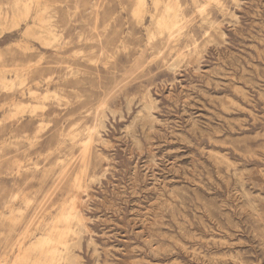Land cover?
Listing matches in <instances>:
<instances>
[{
  "label": "rangeland",
  "instance_id": "374dc122",
  "mask_svg": "<svg viewBox=\"0 0 264 264\" xmlns=\"http://www.w3.org/2000/svg\"><path fill=\"white\" fill-rule=\"evenodd\" d=\"M18 1L0 0V264L60 231L77 264H264V0ZM78 187L83 228L61 218Z\"/></svg>",
  "mask_w": 264,
  "mask_h": 264
},
{
  "label": "bare ground",
  "instance_id": "6f19581e",
  "mask_svg": "<svg viewBox=\"0 0 264 264\" xmlns=\"http://www.w3.org/2000/svg\"><path fill=\"white\" fill-rule=\"evenodd\" d=\"M18 4L19 1L17 0L15 5ZM144 8H145L144 0H139L136 7V13L138 15H141L143 12H145ZM180 11L181 10L178 3H176L175 5L165 4L163 6V14L157 21H155V25L158 33L167 32L168 34H172L173 31L178 29L180 25L179 22L181 21ZM37 33H39L40 36L44 39H48L51 36V32L47 29L40 28ZM83 189L84 188L82 187H78L76 193L72 196L70 200L69 207L66 209V211H64L61 214V218L64 221L66 222L75 221L82 228L84 227V224L82 223L84 216L82 210L80 209L79 202L82 199V194L84 192ZM65 229H69V226H67ZM62 233L63 231H60L57 237H53L52 235L39 236L40 238L38 237L30 245V247L19 249L18 258L15 261H12L10 264H23V261H25L27 258L28 252L37 249L41 250L44 247H48V249L45 250V253L48 256V258L43 262H34L33 264H62L63 260H65L67 264H77L76 257L71 253L70 245L67 244H64V246L62 245L63 246L62 249H60L57 246V244H63L61 241Z\"/></svg>",
  "mask_w": 264,
  "mask_h": 264
}]
</instances>
